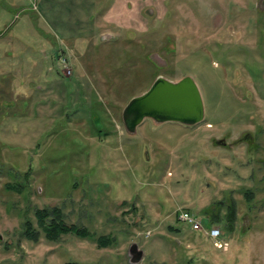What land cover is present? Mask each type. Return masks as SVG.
Returning <instances> with one entry per match:
<instances>
[{
	"label": "rangeland",
	"instance_id": "1",
	"mask_svg": "<svg viewBox=\"0 0 264 264\" xmlns=\"http://www.w3.org/2000/svg\"><path fill=\"white\" fill-rule=\"evenodd\" d=\"M263 2L0 0V264H264ZM158 77H191L203 121L128 134ZM53 207L89 237L47 241Z\"/></svg>",
	"mask_w": 264,
	"mask_h": 264
},
{
	"label": "water",
	"instance_id": "2",
	"mask_svg": "<svg viewBox=\"0 0 264 264\" xmlns=\"http://www.w3.org/2000/svg\"><path fill=\"white\" fill-rule=\"evenodd\" d=\"M264 4V2H263ZM105 40L111 36L103 37ZM202 98L191 77L177 82L156 78L150 88L133 98L122 111V123L128 134H133L145 119L155 123H178L193 126L203 121ZM131 263L141 261L142 252L132 245L129 249Z\"/></svg>",
	"mask_w": 264,
	"mask_h": 264
},
{
	"label": "trees",
	"instance_id": "3",
	"mask_svg": "<svg viewBox=\"0 0 264 264\" xmlns=\"http://www.w3.org/2000/svg\"><path fill=\"white\" fill-rule=\"evenodd\" d=\"M9 190H14L12 186L6 187ZM36 224L43 237L49 242H57L61 236L72 234L80 239L89 237V233L84 228H79L75 225H68L63 221L62 212L56 208L42 209L35 212ZM220 216L210 215L209 220L214 222L219 220ZM24 234L32 242L39 240V232L35 230L34 226L26 221L24 223ZM98 248H105L109 246L110 239L107 237H100L96 240Z\"/></svg>",
	"mask_w": 264,
	"mask_h": 264
},
{
	"label": "built area",
	"instance_id": "4",
	"mask_svg": "<svg viewBox=\"0 0 264 264\" xmlns=\"http://www.w3.org/2000/svg\"><path fill=\"white\" fill-rule=\"evenodd\" d=\"M177 220L180 223L185 224L189 229H191L193 232H202V229L204 230V233H206L207 237L210 238V240H213L215 244L220 243V230L216 226H210L205 227L201 224L198 217H196L194 214L190 213L187 210H178Z\"/></svg>",
	"mask_w": 264,
	"mask_h": 264
}]
</instances>
